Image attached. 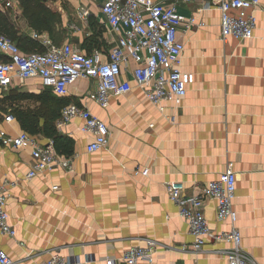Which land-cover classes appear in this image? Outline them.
<instances>
[{"label":"crops","instance_id":"1","mask_svg":"<svg viewBox=\"0 0 264 264\" xmlns=\"http://www.w3.org/2000/svg\"><path fill=\"white\" fill-rule=\"evenodd\" d=\"M45 1L63 17L57 43L67 41L86 52L100 49L105 56L114 47L119 34L108 29L104 0ZM178 4L197 22L190 29L182 25L178 32L185 43L182 68L188 77L180 106L151 101L136 83L137 62L129 56L119 78L131 88L112 95L107 107L87 97L97 85L93 77H78L63 95L49 88L107 122L106 146L87 149L94 135L82 129L84 118L77 115L58 125L75 140L71 156L59 155L70 158L72 167L58 164L32 178L27 176L32 146L0 147V185L8 191L9 221L17 229L16 237L0 231V248L15 264H40L57 250L82 264H114L127 248L145 245L148 239L155 242L152 264H223L229 243L208 239L196 250L189 224L170 199L166 183L183 181L190 193L219 177L229 163L237 172L233 204L243 248L257 264H264V0L255 10L254 36L245 40L221 38L216 5L203 0ZM0 9L10 20L20 51L33 50L35 28L20 0H0ZM90 17L104 27L100 47L92 50L85 42L93 31ZM47 88L40 77L13 76L10 86L0 89V129L12 135L23 131L13 109L38 104L34 97ZM24 93L33 97H22ZM8 114L14 116L11 121L5 118ZM36 136L42 142L52 140ZM204 211L213 230L230 228L228 220L217 218L216 199L207 198Z\"/></svg>","mask_w":264,"mask_h":264},{"label":"built area","instance_id":"2","mask_svg":"<svg viewBox=\"0 0 264 264\" xmlns=\"http://www.w3.org/2000/svg\"><path fill=\"white\" fill-rule=\"evenodd\" d=\"M193 1V0H184ZM205 5H216L221 12V38L250 39L254 36L257 17L255 10L261 0H203ZM10 5L11 2H6ZM102 12L108 29L119 34L114 47L105 56L100 49L86 52L70 42L57 43L50 34L34 30L32 36L40 48L23 53L19 44L10 36L0 34V52L6 58L0 59V89L10 86V80L17 75L22 80L37 76L44 86L57 94L67 93L70 83L78 77L97 79L96 88L87 93L103 107L110 103L112 95L126 93L131 87L119 76L122 68L132 56L137 66L134 68L136 83L146 96L158 103L168 100L174 107L183 103L188 91V77L182 68L185 43L178 38L180 27L190 29L197 24L194 15L187 16L179 9L178 0H104ZM88 11L83 10L82 15ZM80 115L84 118L82 129L94 135L87 149L95 151L110 141V128L107 122L89 108L75 102L62 110L58 125L69 122ZM11 121L14 116L6 115ZM32 146V162L27 173L29 178L62 164L72 167L70 158L61 159L53 140L42 142L34 134L21 131L12 135L0 129V147ZM148 168L143 169L147 174ZM57 186V185H55ZM183 181H169L166 189L170 199L178 206L180 214L187 220L194 237V247L201 250L208 239L224 241L229 246L224 249L223 264H257L255 258L242 245V232L237 225L238 211L234 207L237 190V172L232 163L219 177L194 188L190 193ZM217 201V218L228 220L230 228L213 230L204 211L207 198ZM8 191L0 185V231L9 237L17 236V229L10 221L8 211ZM23 245L24 242L20 241ZM155 242L148 239L145 245L127 248L120 260L114 264H152ZM10 253L0 248V264H15ZM81 259H71L60 251H55L40 264H82Z\"/></svg>","mask_w":264,"mask_h":264},{"label":"trees","instance_id":"3","mask_svg":"<svg viewBox=\"0 0 264 264\" xmlns=\"http://www.w3.org/2000/svg\"><path fill=\"white\" fill-rule=\"evenodd\" d=\"M20 2L24 6V14L28 18L30 25L38 31H47L54 41H56L57 34L63 30V17L61 13L49 6L45 0H20ZM90 24L93 31L85 42L88 49L92 50L100 47L104 27L100 21L92 19V17H90ZM0 34H6L16 41L10 20L1 9ZM35 43L34 49L41 47L37 40ZM0 58H3L2 55H0ZM21 96L33 97V95L27 93ZM34 99L39 103L34 106H17L13 109L14 116L19 120L22 129L34 135L41 133L51 138L59 155L71 156L75 152V140L70 135L62 132L57 124V120L61 117L62 105H67L71 102H67L65 98L52 94L49 88L36 95Z\"/></svg>","mask_w":264,"mask_h":264}]
</instances>
